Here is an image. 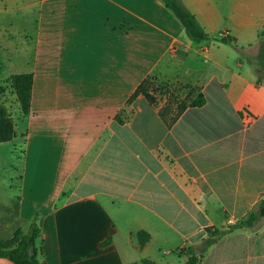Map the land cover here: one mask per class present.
<instances>
[{
	"label": "crops",
	"instance_id": "obj_1",
	"mask_svg": "<svg viewBox=\"0 0 264 264\" xmlns=\"http://www.w3.org/2000/svg\"><path fill=\"white\" fill-rule=\"evenodd\" d=\"M181 2L207 40L191 41L159 0H0L13 69L0 76H32L27 116L15 95L0 104L15 116L0 143V240L35 223L41 264H184L180 250L264 201V0ZM147 77L198 87L205 103L168 128L144 97L126 105ZM198 264H264V219Z\"/></svg>",
	"mask_w": 264,
	"mask_h": 264
},
{
	"label": "trees",
	"instance_id": "obj_2",
	"mask_svg": "<svg viewBox=\"0 0 264 264\" xmlns=\"http://www.w3.org/2000/svg\"><path fill=\"white\" fill-rule=\"evenodd\" d=\"M164 7L170 12L172 17L184 29L186 36L196 43H201L208 39L207 35L196 21L194 15L183 5L181 0H159ZM264 34V31L262 32ZM224 43L237 46L231 40L222 39ZM261 64L260 70H255L258 82L264 80V47L260 49L258 55ZM10 87L13 90L16 101L20 106L23 116H27L30 111V100L32 91V76L30 74H17L9 77ZM167 86L159 85L153 77L143 79L133 93L128 98L126 105H129L136 97L142 96L148 104L158 108V115L164 124L170 128L182 115L188 107H201L205 103V98L198 87H183L177 85L181 90H186V97L179 102H172L167 99L163 105L157 106V92L159 89ZM115 120L122 124L123 120L120 115L115 116ZM15 137L14 123L8 116L6 109L0 105V143L11 141ZM264 219V201L252 211L245 220L237 223L232 227L222 230L207 229V238L195 246L186 247L178 252L186 256L184 264H198L200 259L205 255L207 250L213 245L219 237L227 235L239 228L250 230L257 229L259 222ZM136 239L140 247H143L149 241V235L143 231L136 234ZM110 239L102 243L106 246ZM41 239L40 231L36 224L33 223L26 233L20 229L14 232L9 240H0V257L7 258L15 264H41ZM141 264H155L152 261L144 260Z\"/></svg>",
	"mask_w": 264,
	"mask_h": 264
},
{
	"label": "rangeland",
	"instance_id": "obj_3",
	"mask_svg": "<svg viewBox=\"0 0 264 264\" xmlns=\"http://www.w3.org/2000/svg\"><path fill=\"white\" fill-rule=\"evenodd\" d=\"M12 14L13 13H5V14H2V16L5 15L4 17H6L10 20V18H12V16H13ZM0 17H1V15H0ZM8 19H7V21H9ZM2 66H3V59L0 58V75H4L6 73L13 71V69L10 66L6 67L4 70L2 69ZM158 84L162 85L161 83H158ZM163 87H165V89L161 88L157 92V106L158 107L163 105L167 99H169V101H172V102H179L186 97L187 91L182 90V89L180 90L177 87V85H175V86L167 85V86H163ZM13 95H15V94L10 87L9 78L4 79L0 76V104H1V100L3 98L6 97L7 100H9V98H11V96H13ZM7 114L12 119L13 123L15 124V116H13L14 115L13 112L10 110ZM17 156L21 160V155L18 154ZM2 163L4 164L5 162L3 161ZM19 164H21V163H19ZM1 165L2 164H0V201L3 200L1 198V196H4L3 194L6 192L3 183L5 182V180L7 178L6 173H9L8 168H6L7 166L5 164L2 166ZM4 199H5V202L7 200L8 206L11 207V203L8 201V199L7 198H4Z\"/></svg>",
	"mask_w": 264,
	"mask_h": 264
},
{
	"label": "water",
	"instance_id": "obj_4",
	"mask_svg": "<svg viewBox=\"0 0 264 264\" xmlns=\"http://www.w3.org/2000/svg\"><path fill=\"white\" fill-rule=\"evenodd\" d=\"M0 264H15V263H13L11 260L7 258L0 257Z\"/></svg>",
	"mask_w": 264,
	"mask_h": 264
},
{
	"label": "built area",
	"instance_id": "obj_5",
	"mask_svg": "<svg viewBox=\"0 0 264 264\" xmlns=\"http://www.w3.org/2000/svg\"><path fill=\"white\" fill-rule=\"evenodd\" d=\"M229 223L231 224V221H229Z\"/></svg>",
	"mask_w": 264,
	"mask_h": 264
}]
</instances>
